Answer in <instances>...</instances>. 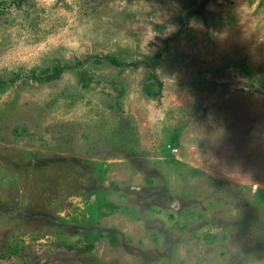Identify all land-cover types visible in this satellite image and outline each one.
<instances>
[{
	"label": "rangeland",
	"instance_id": "374dc122",
	"mask_svg": "<svg viewBox=\"0 0 264 264\" xmlns=\"http://www.w3.org/2000/svg\"><path fill=\"white\" fill-rule=\"evenodd\" d=\"M203 1L0 0V264H264V0Z\"/></svg>",
	"mask_w": 264,
	"mask_h": 264
},
{
	"label": "trees",
	"instance_id": "16d2710c",
	"mask_svg": "<svg viewBox=\"0 0 264 264\" xmlns=\"http://www.w3.org/2000/svg\"><path fill=\"white\" fill-rule=\"evenodd\" d=\"M210 0H204L203 3L199 6V8H196L194 10H191L187 13V17H192L194 15H201L203 13V10L205 9L207 3L209 2ZM100 62H109L111 64H114V65H131L132 63L130 62H125V61H121L119 59H117L116 57L112 56V55H105L103 56L101 59H100ZM61 72V68L57 69L56 70V76H58ZM152 85V84H151ZM153 89V88H152ZM155 91V90H154ZM149 93L151 94H154L153 90H149Z\"/></svg>",
	"mask_w": 264,
	"mask_h": 264
}]
</instances>
